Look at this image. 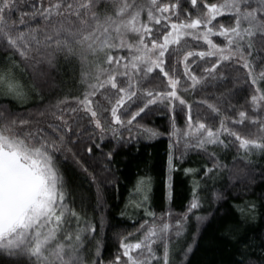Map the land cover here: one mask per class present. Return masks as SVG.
<instances>
[{
    "label": "snow or ice",
    "instance_id": "obj_1",
    "mask_svg": "<svg viewBox=\"0 0 264 264\" xmlns=\"http://www.w3.org/2000/svg\"><path fill=\"white\" fill-rule=\"evenodd\" d=\"M0 52L8 53L0 68V93L12 99L26 98L15 69L57 67L61 59L79 66L84 85L80 95L37 107L44 119L0 107V264H186L196 237L186 247L174 237L183 236L189 214L201 206V180H194L187 208L174 213L175 162L202 153L211 164L203 168L206 181L226 167L221 153L234 152L233 160L253 165V157H264V0H0ZM198 61L202 75L191 68L199 67ZM161 74L167 81L163 90L157 83L163 82ZM229 80L233 88H227ZM208 88L215 99L190 103L180 94ZM218 88L225 91L215 95ZM242 93L244 103H234ZM202 106L207 111L201 113ZM162 109L167 132L142 123ZM177 119L184 120L182 127ZM163 135L169 145V207L159 214L150 208L151 177L138 176L134 207L151 219L136 228L138 236H121L118 250L105 260L97 224L67 199L61 166L96 183L94 173L111 172L120 147L138 144L141 136ZM113 180L114 175L105 176L103 182ZM211 197L223 199L215 190ZM195 219L199 225L207 217ZM231 234V228L224 233L236 249L231 264H264V235L257 250L255 237L242 241Z\"/></svg>",
    "mask_w": 264,
    "mask_h": 264
},
{
    "label": "trees",
    "instance_id": "obj_2",
    "mask_svg": "<svg viewBox=\"0 0 264 264\" xmlns=\"http://www.w3.org/2000/svg\"><path fill=\"white\" fill-rule=\"evenodd\" d=\"M26 7V6H25ZM19 15V14H17ZM218 19H225L220 17ZM190 39V38H189ZM217 42L220 37H213ZM197 42L192 41L195 45ZM199 44L206 49L207 45L202 41ZM199 50V49H197ZM6 52H0V68L4 67ZM192 59V58H191ZM192 64L191 68L197 75L203 74V62L198 61ZM167 69V61L165 64ZM158 72V69L156 70ZM183 67L180 66V74ZM155 75V73H153ZM15 78L26 93L23 101L12 99L0 93V107L10 111L22 113L35 119H44L39 116L35 109H43L49 103L55 104L58 98L65 95L69 97L80 95L84 85L80 82V69L76 65L69 67L61 59L57 67H49L47 64H36L24 70L15 69ZM161 82H157L160 90L166 86V78L161 74ZM190 83V81H189ZM237 88L244 85H236ZM227 88H233L231 80ZM224 88H218L215 95L224 92ZM190 103L198 101L201 97L207 96L215 99L213 90L208 88L206 92L199 90L180 93ZM244 103L243 93L234 98L233 102ZM178 111V109H177ZM201 113L207 111L206 106H202ZM196 109H193L195 116ZM232 113L229 112V115ZM139 119V118H137ZM149 128H156L160 132H167L169 120L166 109H162V114L154 115L142 121ZM184 124L183 119H177L178 127ZM168 136L163 135L156 138H145L141 136L138 144L128 147H120L115 153L112 161V171L106 174L95 172L96 183L87 176L71 167L62 171L66 172L69 195L67 199L71 206L77 211H82L97 224V236L103 240L101 255L105 260L110 259L119 248V238L127 236L132 232L135 235L136 228L145 220L151 219L144 215V210L134 207L136 194L133 187L137 177L148 175L151 177V196L149 207L159 214L166 207H169L165 198V181L168 179L167 173V152ZM110 147L109 142H105V151ZM219 151V150H218ZM235 153L225 156L220 154L222 163L226 166L220 170L214 180H202L204 165L207 163L206 157L202 153L190 152L183 162L176 161V171L171 174L173 186V198L170 204L173 212L179 214L183 212L191 199V189L194 180H201V188L198 190L201 197V206L190 213L187 230L177 239L181 247H186L191 243L195 235V243L186 264H231L235 246L231 238L225 237L224 233L229 228L232 229V237H239L242 241H248L249 237H255L253 247L259 249L261 236L264 235V157H253L256 163L248 164L246 161L233 160ZM185 168L196 169L195 173L185 174ZM92 171V169H90ZM115 176L112 183H104L105 176ZM254 178L255 182H252ZM215 190L223 195V199H212L211 192ZM99 197V199H98ZM254 204L255 208L249 206ZM123 213V215H122ZM207 217L198 222L195 216ZM103 221V229L99 227ZM134 237H129L132 239ZM257 259L259 252L251 253ZM179 259V253L177 254Z\"/></svg>",
    "mask_w": 264,
    "mask_h": 264
},
{
    "label": "rangeland",
    "instance_id": "obj_3",
    "mask_svg": "<svg viewBox=\"0 0 264 264\" xmlns=\"http://www.w3.org/2000/svg\"><path fill=\"white\" fill-rule=\"evenodd\" d=\"M187 39H189V38H187ZM222 39V38H221ZM203 42V41H202ZM190 60H191V58H190ZM182 66V65H181ZM183 67V66H182Z\"/></svg>",
    "mask_w": 264,
    "mask_h": 264
}]
</instances>
